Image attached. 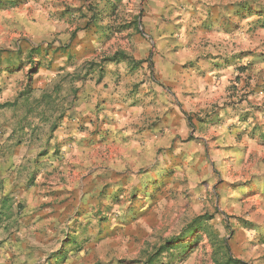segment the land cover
<instances>
[{
    "label": "rangeland",
    "instance_id": "1",
    "mask_svg": "<svg viewBox=\"0 0 264 264\" xmlns=\"http://www.w3.org/2000/svg\"><path fill=\"white\" fill-rule=\"evenodd\" d=\"M263 10L0 0V264H143L171 237L187 255L155 264H264ZM117 50L143 62L103 61ZM175 52L190 99L134 102L122 127L100 100L83 115L111 83L172 88Z\"/></svg>",
    "mask_w": 264,
    "mask_h": 264
},
{
    "label": "crops",
    "instance_id": "2",
    "mask_svg": "<svg viewBox=\"0 0 264 264\" xmlns=\"http://www.w3.org/2000/svg\"><path fill=\"white\" fill-rule=\"evenodd\" d=\"M171 58L172 59L167 58L168 60H166L164 57H161L159 58V62L161 61L163 64L169 65V67L170 64L173 65V70L175 71L173 77L176 76L179 78L175 83H173L172 88H159L157 84L145 81L141 84V86H139L138 90L132 92V82L129 84H127V82L119 84L111 83L109 84L108 88H105L103 89L104 91H101V94L97 92L91 93L88 99L90 109L86 110V112H82L83 115L90 114L92 103L100 100L102 102V106L100 107L102 111L100 112L99 117H105L107 119L109 117H114L115 126L122 127L120 122L122 117L121 113L124 112L122 111V108L124 109L125 106L130 105L132 109H135V107H132V103L134 102L136 103L145 100H187L189 98H187V94H189L191 88L190 85L185 82L187 73L184 71L185 69L183 66L186 64V60L189 58V56L184 52H175ZM118 70L123 71L122 65H119ZM140 71L141 70H137V72L134 73V76L138 77V72ZM109 72L111 71L109 70ZM105 84L106 82L103 85ZM132 112H134V110H132ZM135 112H137V110ZM95 119L96 116L90 118L92 121Z\"/></svg>",
    "mask_w": 264,
    "mask_h": 264
},
{
    "label": "trees",
    "instance_id": "3",
    "mask_svg": "<svg viewBox=\"0 0 264 264\" xmlns=\"http://www.w3.org/2000/svg\"><path fill=\"white\" fill-rule=\"evenodd\" d=\"M12 1H17V0H12ZM103 61L104 62H122V61H127L133 67H137L143 62L141 60H136L133 56H131V55L127 54L125 51H121V50H117L112 55L104 57ZM28 89H30V88H28ZM28 92L31 93L32 90H28ZM45 98H46V96H43L42 98H40V100H44ZM62 117H63V114H60L58 116V118L55 120V122L52 125V129L53 130L58 125V122L62 119ZM205 218H207V216H199L198 218H195V220L193 221V224L188 226L189 228L187 230H185L184 237L187 234L192 233L195 227L201 228L202 223H203L202 221ZM190 246H191L190 242L185 243L182 240V238H180V237L179 238L171 237L170 239L166 240L162 245H160L159 248H157V250L154 253V255H152V257L148 261L143 263V264H155L157 262V260L159 258H161V256L164 253H171V252L174 253V252H176L179 255V257L183 258L184 256L187 255L188 249H189ZM229 260H233V262H235V263L236 262L237 263L241 262V260H238V259H235V258H229L225 262L218 261V262H216L214 264H229Z\"/></svg>",
    "mask_w": 264,
    "mask_h": 264
}]
</instances>
